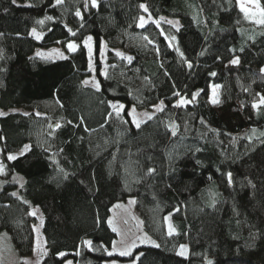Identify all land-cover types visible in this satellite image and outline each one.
Wrapping results in <instances>:
<instances>
[{
  "label": "trees",
  "instance_id": "16d2710c",
  "mask_svg": "<svg viewBox=\"0 0 264 264\" xmlns=\"http://www.w3.org/2000/svg\"><path fill=\"white\" fill-rule=\"evenodd\" d=\"M141 4L154 20L178 21V32L165 22L161 27L178 37L192 69L154 24L137 26L141 15L148 19ZM99 5L0 0V112L10 111L0 116L6 170L0 175V234L10 235L21 258L32 256L38 219L29 212L39 209L47 249L41 264L131 259L108 256L105 249L111 251L118 237L108 223L113 207L135 198L146 231L160 245L140 247L137 264H264V108H252L257 93L264 94V26L250 23L237 0ZM33 28L42 40L30 35ZM89 36L96 46L94 70L83 45ZM103 41L110 48L107 78L99 57ZM68 42L79 46L68 59L36 55L39 48ZM115 49L134 59H121ZM235 56L238 66L229 63ZM94 73L99 92L84 83ZM212 86L221 87L216 105ZM174 92L189 99L199 95L187 107H173L179 99ZM161 101L164 110L136 129L129 109H154ZM111 103L124 105L122 117L129 123L114 114L109 118ZM28 144L30 151L7 160ZM149 168L156 172L148 174ZM182 245L184 256L178 255Z\"/></svg>",
  "mask_w": 264,
  "mask_h": 264
},
{
  "label": "snow or ice",
  "instance_id": "6c2138e0",
  "mask_svg": "<svg viewBox=\"0 0 264 264\" xmlns=\"http://www.w3.org/2000/svg\"><path fill=\"white\" fill-rule=\"evenodd\" d=\"M11 3L13 5L17 4V0H11ZM64 3V0H54V6H60ZM238 6L240 11L244 14V17L248 20H252L254 21L256 24L262 25L264 26V6L261 5L260 0H237ZM89 5L91 6V8L93 9H99V0H84V6L85 9H87L89 7ZM31 6V5H29ZM140 8L143 10V12L148 13V19L145 18V16L141 15L138 18V24L137 26L141 29L146 28L148 23H152L154 24L158 29H160V35L164 37V40L167 42L169 47L174 48L177 52H179V55L182 59V61L186 64L188 69H192L193 68V64L191 61L187 60V58L184 56V53L182 51H180L179 49V43H178V37L175 35H166L164 29L161 27V22H165L168 25H170L171 27L175 28L176 31H179V24L178 21H172V20H165V18L161 17L160 20H154L151 18V13L149 12L148 6L145 4H141ZM75 15L77 17L80 18V20H83V14L81 13L80 10H77L75 12ZM45 19L47 20H52L53 17L48 16ZM39 24L43 25L44 24V20H40L38 21ZM81 27H83V24H81ZM68 31L72 34L75 35L74 32H72L71 29H68ZM3 35V34H0ZM30 35L36 39V40H42L43 38V34L38 32L35 28H33L30 32ZM92 37L89 36L87 37L84 41H83V45L84 48L86 49L87 52V57H88V61H89V68L92 67V60H93V44H92ZM144 39H148L147 36L144 37ZM56 43H61V41H56ZM149 43H152V41H149ZM78 45L75 42H68L66 44V49L69 53H75L78 50ZM234 51V50H233ZM241 51H243V49H241ZM156 52L157 54H159V48H156ZM116 56L120 57L121 59L127 60L129 63L132 62V60L134 59L132 56H125L123 53L120 52H116L115 53ZM205 54L204 51L200 52V55L203 56ZM38 57H40L41 59L44 60H49L52 59L53 56H58L60 59H68L67 56H65L62 52H59L56 49H53L51 52L49 53H44V52H37L36 54ZM230 64L234 65V66H238L240 64V59L238 56H235L233 59H231L229 61ZM260 74L264 75V67H262L260 69ZM105 77L107 78V72H104ZM210 75L215 76L217 75V73L212 72L210 73ZM85 85L88 84V81L84 82ZM93 87L95 88L96 91H100V85L99 82H94L93 83ZM174 96L179 97V99L177 100V102L173 105V107H187L188 105L192 104L195 100L196 97L199 95V93H194L193 96L191 97V99H189L188 97H184L181 96L180 92H174L173 93ZM257 95L259 96V99L252 104V108L257 110L259 112L260 109L264 108V94L261 93H257ZM211 103L213 105L219 104L221 103L220 99H219V95H218V90L216 86H213L212 88V92H211ZM110 108L112 109V112H110L108 114L109 118H112L113 114L115 115V118L118 119H122V112L124 110V105H119L116 103H111ZM154 109H156L157 111H163L164 110V102L161 101L159 105H154L153 106ZM6 115L3 112H0V116H4ZM27 115V114H25ZM37 115H39V113H37ZM128 115L130 116L131 120L130 122L134 125V127L136 129H140L141 125L143 123H147L148 120H152L154 119V114H143V116H139L136 112L135 107L131 108L130 112L128 113ZM146 117V119L144 118ZM124 123H129L128 120H123ZM69 123H71V121H69ZM203 123V122H202ZM49 127L51 128L52 125H49ZM57 127H59V125H57ZM178 126L173 127L172 133L173 135H175V128ZM87 130V129H86ZM0 139H3L2 136H0ZM31 150V146L30 145H26L24 151H30ZM61 151H63V149H61ZM196 151H200V149H196ZM23 154V153H21ZM16 159H18L17 155H12L9 154L7 156V160L8 161H15ZM60 171L62 172L63 169H60ZM148 174H153L156 172V169L154 168H149L147 170ZM0 175H6V170H5V166L2 162H0ZM228 176V181L229 184L232 183V173L229 172L227 174ZM65 178H66V174H65ZM13 182H15V178H13ZM21 187H23V184L20 185ZM12 196H17V194L14 192L11 194ZM19 198V197H17ZM24 203H27V201H24ZM130 203H135V201H130ZM215 206L214 202H213V207ZM119 207V206H118ZM176 211H179V209H176ZM29 215L36 217L39 220V225H33V231L37 233V238H36V251L39 252L41 255H47V250L42 246L41 244V238H40V227L43 226L44 224V220L42 217H38L37 216V211L33 210L31 212H29ZM166 221H170L171 220V214H169V216L165 217ZM109 225L111 226L112 221L109 220L108 221ZM112 230L114 232L118 233V230L113 227ZM174 233V228L171 225V223H168V229H167V234L169 236L173 235ZM144 240H148V237L145 236ZM46 243V241L44 242ZM84 245L87 246V248L91 251L93 250L92 248V244L93 242L91 240H85ZM122 243V247L118 248L116 242H113L112 244V248L111 251H108L107 249H105V251L107 252L108 256H113V255H119L121 257H129L132 256L133 254V250L137 247V244L135 242H132L131 244H123ZM152 245L154 247L159 248L160 245L156 244L154 241H151ZM187 252V247L186 246H181L180 247V251L178 252V255L180 256H184ZM57 255L59 257H63L65 255V253H57ZM77 255H79V253H77ZM139 255H143V253H140ZM139 257H135L133 260V264H135V261L138 259ZM68 264H71V261L68 262Z\"/></svg>",
  "mask_w": 264,
  "mask_h": 264
},
{
  "label": "rangeland",
  "instance_id": "374dc122",
  "mask_svg": "<svg viewBox=\"0 0 264 264\" xmlns=\"http://www.w3.org/2000/svg\"><path fill=\"white\" fill-rule=\"evenodd\" d=\"M250 23L256 25V26H261L259 24H256L252 20H248ZM93 38V37H92ZM92 44H93V60H92V67L91 69L94 70L95 68V62H96V46H95V40L92 39ZM53 49L58 50L59 52H62L65 56H69L71 53H69L66 49V46L62 45H54L49 48H39L36 51L37 52H44V53H49ZM109 46L107 42L103 41L101 50L99 53L100 61L102 63V66L104 67V72L106 71L108 67V61H109ZM124 52L121 49H115V53ZM52 59H60L58 56H53ZM86 81H88V85L93 86L94 82H98V79L96 77V74L94 73L91 77H89ZM218 90V95L220 98V91L221 87L216 86ZM213 88V86H212ZM136 109V108H135ZM131 109H129L130 112ZM13 112H25L23 109H14L12 110ZM5 114L9 113L7 111H1ZM136 112L139 116H143V114H154L157 112L156 109H149V110H137ZM146 119V117H144ZM29 145V144H28ZM25 147L18 153L13 154L17 155L18 157L24 155L28 151H24ZM23 153V154H21ZM1 162V160H0ZM135 201V203H130V201ZM119 206V207H118ZM37 211V216L42 217V214L40 213L39 209H34ZM112 221L111 228L115 227L118 230V237L117 240L115 241L117 244V247L120 248L122 247L123 244H131L132 242H135L137 244V247L133 250V254L131 259L127 260H111L107 261L104 264H133V260L135 257H139L141 253L140 250H138L140 247L143 246H153L151 241H154L156 244H159L156 239H154L145 229L143 220L140 216V214L137 211L136 207V199L135 198H129L127 201L119 202L117 203L111 212V217L110 219ZM171 221V220H170ZM170 221H167V223H171ZM38 225H39V220H38ZM172 225V224H171ZM36 233V232H35ZM117 233V232H116ZM147 236L148 240H144V237ZM36 238H37V233H36ZM40 238H41V244L45 248V244L43 242V236L41 233V227H40ZM36 246V244H35ZM36 249V248H35ZM46 249V248H45ZM46 255H41L39 252L34 250V253L32 256L27 257V258H21L17 251L15 250L11 237L8 233H1L0 234V264H40L44 257ZM43 258V259H42ZM139 258L135 261V264H137ZM72 264V262H71Z\"/></svg>",
  "mask_w": 264,
  "mask_h": 264
},
{
  "label": "crops",
  "instance_id": "0c3cea01",
  "mask_svg": "<svg viewBox=\"0 0 264 264\" xmlns=\"http://www.w3.org/2000/svg\"><path fill=\"white\" fill-rule=\"evenodd\" d=\"M43 242H44V239H43ZM35 248H36V246H35ZM46 248V247H45ZM47 250V249H46ZM43 259V258H42ZM41 264V263H40Z\"/></svg>",
  "mask_w": 264,
  "mask_h": 264
}]
</instances>
